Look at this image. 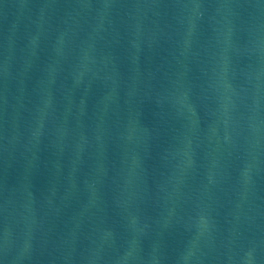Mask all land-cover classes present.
Listing matches in <instances>:
<instances>
[{"label":"water","instance_id":"obj_1","mask_svg":"<svg viewBox=\"0 0 264 264\" xmlns=\"http://www.w3.org/2000/svg\"><path fill=\"white\" fill-rule=\"evenodd\" d=\"M0 264H264V0H0Z\"/></svg>","mask_w":264,"mask_h":264}]
</instances>
